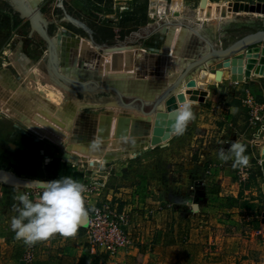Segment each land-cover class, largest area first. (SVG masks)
Returning <instances> with one entry per match:
<instances>
[{"label":"rangeland","instance_id":"obj_1","mask_svg":"<svg viewBox=\"0 0 264 264\" xmlns=\"http://www.w3.org/2000/svg\"><path fill=\"white\" fill-rule=\"evenodd\" d=\"M173 1L165 3L169 11ZM179 1L183 10H172V13L187 18L184 19L188 24L208 34L218 49L227 48L252 31L264 29V14L258 11L239 9L233 13L235 19L227 22L224 17L228 16H213L211 19L195 17L198 10L204 7V0ZM205 1L210 14L217 8L222 11L230 2L250 6L264 4V0ZM132 3L133 0H43L33 10L29 0H0V81L7 74L19 86H24L21 90L27 94H30L31 86L32 89L42 90L51 100L45 97L49 101L46 103L48 106L50 102L57 101L60 108L77 97L80 107L75 120L82 114L99 113L103 107H110L114 98L120 101L118 93L102 89L95 83L82 85L64 78L59 69L65 63L57 55L56 48L61 50L64 58L70 47L78 48L79 38H88L102 48L136 41L145 46L153 32L163 31L171 24L166 12L165 15L160 13L164 18L143 37L135 36L136 24H123L124 28L120 29L119 21L130 18L128 10H132ZM23 5L29 10H24ZM143 6L146 10L149 7L150 11V14L146 12L142 15L145 19L158 12V0L156 12L152 10V0ZM191 10L194 11V19L188 13ZM145 19H140L139 25ZM234 22L239 23L238 26L248 25L250 29L227 31L226 27ZM153 36L159 38L158 34ZM157 48L159 46H155L154 50L157 51ZM262 55L264 42L233 56L243 57V65L238 59L232 67L236 66L244 73L247 69H263L258 64ZM220 61L218 59L214 63ZM91 64L94 65V61ZM249 64L253 67L248 68ZM194 74L192 77H195ZM223 76L228 75L224 73ZM209 78L203 100L184 102L186 105L180 111L179 129L168 140L135 149L136 155L107 159L102 168L87 167L89 175L86 174L85 164V174L78 179L106 182L101 191L91 196H102L97 202L106 201L126 210L130 214L132 234L135 232L133 222L140 232L147 233L146 237L150 240L166 230L173 232L178 229V218L189 219V227L200 236V246L215 255L222 254L220 264H264V238L259 240L253 236V230L257 229L256 220L261 221L263 228L260 233H264V120L252 125L250 109L243 104L247 89L258 102L264 104V75L238 73L221 81ZM89 92L91 98L87 96ZM59 94L61 100H57ZM195 95L202 96L201 93ZM188 96L189 99L192 93ZM125 100L129 102L131 99ZM150 107L151 103L148 109ZM132 109L134 117L140 115L147 118L140 111L139 102ZM160 111L169 113L165 105ZM152 117L155 121L156 115ZM169 118L167 114L163 119L167 121ZM241 165L248 166L249 178L239 186L236 178ZM132 213L137 215V220L133 219ZM220 217L231 218L232 222L226 223ZM226 232L229 236L221 244L222 239H217V236L221 237ZM20 240L24 238L16 241ZM146 242L155 246L153 240ZM10 247L4 236H0V264L8 262ZM205 257L208 263L210 255L202 259Z\"/></svg>","mask_w":264,"mask_h":264},{"label":"crops","instance_id":"obj_2","mask_svg":"<svg viewBox=\"0 0 264 264\" xmlns=\"http://www.w3.org/2000/svg\"><path fill=\"white\" fill-rule=\"evenodd\" d=\"M166 1L168 0H158L157 14L145 19L143 18L145 16L142 17V15L146 12L150 14V11L149 7L146 10L143 4H149V0H133L132 10H128L130 18H122L119 21L120 29L124 28L123 24L127 26H135L136 24L137 32L134 33L137 38L151 33L150 28H155V24H158L164 18L165 14H160V5L166 3ZM167 12L166 16H170L168 23L177 24L176 26L179 24L190 25L185 20L187 18L173 14L168 9ZM140 19H145V21L139 25ZM180 27L181 25H179ZM201 33L213 41L204 31H201ZM155 34H158L159 38L153 36ZM164 36V31L160 30L152 33L150 38L146 40L145 46L137 43V41L121 46L138 45L148 53H152L156 51L153 48L162 43ZM210 66L213 65L210 63ZM224 68L217 69L220 71L224 70V73L228 75L222 76L221 80L226 77L232 78L234 75H238V73L247 75L240 68L235 71L232 69L227 74L228 70L225 72ZM214 72L218 71L215 70ZM23 87L19 86L17 81L7 74L0 81V224L2 227L0 228V236H4L6 242L11 244L10 249L7 251L9 260L6 264H22L21 258L23 257L25 246L30 241L38 244L37 257L33 264H93V256L100 257V264L222 263L219 262L223 258L222 254L220 256L215 255V253L209 252L207 249L204 250L200 246L202 242L200 236L196 235L194 230L189 227V219L182 220L178 218L176 222L178 229L173 232L166 230L159 237H151L152 239L150 240L155 242V246L154 243L150 242L148 245L146 241L150 240L146 237L147 233L140 232L133 222L132 224L135 229V232L132 234L135 242L134 248L130 251H122L115 258H109L102 251H91L86 243L85 229L78 224V212L76 208H72L68 200L58 196H54L53 198L42 196L37 201L27 199L25 192L35 190L37 186H41V183L64 179H78L85 174V169H83L85 164L87 165L86 174L88 175L90 172L87 170V167L93 168V164H95L94 167L102 168L104 165L103 161L91 163L88 159L77 158L74 160L70 158L69 154L72 152L70 145L72 143L71 139L74 136L75 120L72 127L70 126L69 143L67 141L66 143L57 144L49 138L34 132L35 129L28 126L24 122V119L29 115L30 110L34 109L33 103L37 102V98L42 100L41 98L48 99V97H46V93H43L42 90L32 89V86L30 94H27L21 90ZM24 95L29 97L30 100L24 97ZM50 104L52 105L51 108L56 112L60 103L52 101ZM185 105L186 103L182 104L181 111L184 110ZM39 108L43 109L41 105ZM121 109V100L117 101L114 98L110 102V107H103L99 112L111 110L120 117ZM132 116V121L138 118L147 119L140 117V115L139 117H134L132 114ZM123 151L126 150L123 149ZM99 156L101 157L102 155ZM233 192L236 193V191ZM234 196H237V193ZM91 198L90 204L94 205L103 197L93 195ZM136 214L132 213L134 220L138 219ZM220 220L226 223L232 222V219L227 217L224 219L220 217ZM28 227L30 228L27 233ZM261 227L263 228L261 221L256 220L257 229L253 230V236L259 240L264 238V233H260ZM51 236L54 238L50 242L48 238ZM228 236L229 233L226 232V234L221 237L217 236L218 238H216H221L222 244ZM21 237L24 240H20L21 242L16 241ZM144 245H147V247ZM208 255L210 257L207 263L205 262L207 258L202 259V257ZM198 256H200L199 260Z\"/></svg>","mask_w":264,"mask_h":264},{"label":"water","instance_id":"obj_3","mask_svg":"<svg viewBox=\"0 0 264 264\" xmlns=\"http://www.w3.org/2000/svg\"><path fill=\"white\" fill-rule=\"evenodd\" d=\"M29 1L32 9L35 10L43 0ZM205 3L206 1L204 0L202 6ZM152 4V10L156 12L157 0H152ZM239 9L258 11L264 14V4L250 6L242 3L240 5V2H230L227 8H223L222 11L217 8V14L219 11L223 12L222 14L224 15L228 14V17L224 19L228 22L235 19L233 13ZM169 25L166 28V41L161 52L154 54L148 53L144 49H137L135 53L127 54L126 70L131 72L121 78L107 79L106 75H102L97 71L99 62L97 61L92 65V62L86 61L84 56L81 57L80 54L78 56L76 47H70L68 49L69 54L67 53L65 58H62L57 53L65 63L59 69L60 75L67 80L82 85L95 83L102 89H111L117 92L124 106L120 110L121 115H132L134 104L140 102V111L147 116V119L133 120L131 133L128 137L119 139L117 136V138L113 139V143H115L117 148L138 149L149 143L157 145L168 140L172 133L179 129L180 104L187 99L186 92L176 93L177 88L184 83H186L188 89L191 87L195 88L197 86L196 79L192 77L194 72L197 70L203 71L204 67L208 68L207 66L210 62L212 64L218 59L222 61L214 63L215 66L219 68L228 66L231 57L237 56L244 50L254 49L256 45L264 42V29H260L244 35L227 48L218 49L199 29L184 24L181 25L182 28L178 34V39H176L173 50L170 53L175 29L172 26L173 24ZM139 55L140 57L137 58ZM237 58L241 60L243 65V57L238 56ZM117 65L121 68L120 63ZM198 91V89L187 90L188 93H192L191 100L197 99L195 94H199ZM206 94V91L202 92V97L199 100H203ZM24 97L30 100L29 97L25 95ZM126 98L131 100L128 102L125 100ZM150 103L151 107L148 109ZM164 105L166 111L169 112L167 114L170 116L167 121L163 119L167 114L160 111L164 108ZM33 107L34 109L30 110L29 115L24 119V122L30 127L37 126L34 119H39L37 104L33 103ZM112 112L107 110L104 111V114L111 115L110 113ZM153 115H156L155 121L152 120ZM98 122L99 115L96 113H85L76 118L74 136L71 139L72 143L84 151H89L93 156L103 155L105 152L108 153L106 155L117 153V151H106L107 142L105 139H101L100 135L97 137ZM163 129L164 132H162ZM116 133L120 134L122 130L118 128ZM41 185L47 186L49 182L41 183ZM81 222L85 223L86 217L83 216Z\"/></svg>","mask_w":264,"mask_h":264},{"label":"bare ground","instance_id":"obj_4","mask_svg":"<svg viewBox=\"0 0 264 264\" xmlns=\"http://www.w3.org/2000/svg\"><path fill=\"white\" fill-rule=\"evenodd\" d=\"M240 5H241V3H240ZM206 6H207V3H205L204 7H202L200 9V11L198 10V15L196 14L195 17L201 16V17H206V18L211 19L213 16H215V17L228 16V14L224 15V14H222L223 12H220V11L217 14V10L213 11L212 14H209L208 13V7L209 6H207V7ZM23 8H24V10L27 9L24 5H23ZM215 8H216V6H215ZM28 10L29 9H27V11ZM170 10L171 11L173 10L176 12L182 11L183 6L179 0H174L173 4L171 5ZM166 12H167L166 4L162 3L160 5V13L165 14ZM188 13L190 15H192V19L195 18L194 14H193L194 11L191 10V11H188ZM195 13H197V11ZM176 25L177 24L172 25V26H174V29H175V35L173 37L172 44L170 46V53L173 50L175 41H176V39H178V34L182 28V26L179 28V25H184V24H179L178 26H176ZM169 26L170 25H168L167 27H165L163 29L165 36L163 38L162 43L159 45L160 47L157 48V51H153L152 53H154V54L158 53L159 54L161 52L163 45L166 41V35H167L166 34V28H168ZM71 46H73V45H71ZM77 47H78L77 49H78L80 56L81 57L84 56L86 58V61H89V62L92 61L93 62L96 60V62L97 61L99 62L97 71L102 75H106L107 79H109V78H121V77H124L127 73H130L131 71L126 70V64H125L126 63V56L129 53H135V51L137 49H140V50L142 49L138 45L137 46L131 45V46H126V47L110 46L107 48H102L100 46L95 45L88 38H85V39L79 38V42H78ZM116 57H118V58L116 59ZM139 57H140V55L137 58H139ZM238 59L239 58H234V57L231 58L230 64L225 68V72L228 70L227 74H229V71L232 70V68L236 67V66L232 67V65H233V63L238 62ZM118 63H120L121 68L117 65ZM210 63L207 66L209 68L208 69L209 71L208 70H205V71L204 70L203 71L197 70L195 72L194 78L196 79V84H197V86L195 88L191 87L188 89L186 87V83H184L177 88L176 92L177 93L181 92V91L186 92L187 93L186 95L188 96V94H190V93H188L187 90L192 91L193 89H198L199 90L198 92L202 94V92H205L207 89L206 83L210 79L209 77H211L213 80L220 81L222 76L224 75V70L214 72L216 69H220V68L215 66L214 64H213L212 68H210L211 67ZM258 64L261 65L263 67V69L259 68V67H258V69L254 68V69H251L249 71L247 69L245 71V73L251 74V75H260V74L264 75V55H262V57L259 59ZM252 67H253V65H250V64L248 65V68H252ZM238 69L239 68H237V69L235 68L233 71L238 70ZM87 96L92 97V94H90V92H89V95H87ZM188 97H186L187 98L185 101L186 103L189 102V100L191 101V99L190 98L188 99ZM200 97H202V96H200ZM200 97H199V95H197V99H194V100L195 101L199 100ZM61 99H62V96H61V94H59L57 96V100H61ZM36 101L37 102H35V103L37 104V107H38L37 115L39 116V119H34V122L36 123L37 126H32V127H33V129H35V132H37L41 136H46V137L50 138V140L54 141L57 144L66 143L69 139V136H70V126L72 124H74L73 123V121L75 120L74 116H75L76 112L78 111V108L80 107V103L78 102L79 99L77 97L74 98L72 100V102H69L67 105L61 106L60 108H58V110L56 112H54L55 110L53 108H51L52 105L48 106L46 104L47 102H49L48 100L42 101L39 98H37ZM90 101H91V103L92 102L95 103V101H92V100H90ZM44 103L46 104V106L44 105ZM82 104L84 105V103L81 102V105ZM40 105L43 107L44 110L43 109L41 110L39 108ZM49 105H50V103H49ZM96 114L99 115V122H98V127H97V137H98V135H100L101 139H105V141L107 142V145H106L107 150L106 151H117V153H115L113 155H106L108 153L105 152L101 157L100 156H93L89 153V151H84L83 149L78 148L74 143H71L70 149L72 150V152H71V154H69L70 158L74 159V160H76L77 158L88 159V160H90L91 163L92 162L97 163L99 161H103V163H105L107 159H118L122 156H128V155L131 156V155L135 154V149H125L126 151H123L122 148H117V146H115V143H113V139L117 138V136L119 137V139H124L130 135L131 124L133 123V121H132L133 116L129 115V114L128 115L122 114L119 117L114 112L110 113L111 115H105L104 112L102 114L100 112L96 113ZM161 126L163 127V125H161ZM118 128L122 130V133H120V134L116 133ZM262 130L264 131V126H263ZM162 132H164V129ZM68 143H69V141H68ZM93 165L95 166V164H93Z\"/></svg>","mask_w":264,"mask_h":264},{"label":"built area","instance_id":"obj_5","mask_svg":"<svg viewBox=\"0 0 264 264\" xmlns=\"http://www.w3.org/2000/svg\"><path fill=\"white\" fill-rule=\"evenodd\" d=\"M243 104L250 109L251 124L257 125L264 120V104L256 100L247 89ZM236 183L241 186L249 178L248 166L239 167ZM208 177V173L206 175ZM86 179H64L49 182V185L37 186L35 190L25 192L27 199L38 200L42 196L53 198L63 197L68 200L72 208L77 210L78 224L85 229L86 243L91 251H102L109 258H115L122 251H130L135 242L130 230V214L106 201H100L91 205V195L101 191L106 182H86ZM100 193V192H99ZM86 222H81L82 217ZM53 236L48 241L53 240ZM38 244L30 241L26 244L22 264H33L37 257Z\"/></svg>","mask_w":264,"mask_h":264},{"label":"trees","instance_id":"obj_6","mask_svg":"<svg viewBox=\"0 0 264 264\" xmlns=\"http://www.w3.org/2000/svg\"><path fill=\"white\" fill-rule=\"evenodd\" d=\"M237 24H239V23L234 22L230 27H226L227 28L226 30L227 31H236V30H241V29H243V30L250 29V26H248V25L243 24L241 26H238ZM92 258H93V264H100V257L93 256Z\"/></svg>","mask_w":264,"mask_h":264},{"label":"flooded vegetation","instance_id":"obj_7","mask_svg":"<svg viewBox=\"0 0 264 264\" xmlns=\"http://www.w3.org/2000/svg\"><path fill=\"white\" fill-rule=\"evenodd\" d=\"M70 49V48H69ZM56 53L60 54V56L62 57L61 53H60V50L58 49V47L56 48ZM67 53L69 54V52L67 51ZM67 53L65 54L67 56ZM83 75H86V74H83ZM140 103V102H139Z\"/></svg>","mask_w":264,"mask_h":264}]
</instances>
